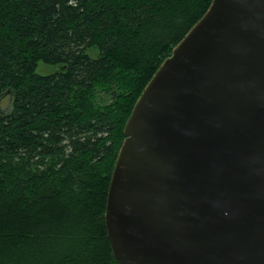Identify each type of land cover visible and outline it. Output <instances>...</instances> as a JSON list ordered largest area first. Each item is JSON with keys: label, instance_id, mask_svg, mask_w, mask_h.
Masks as SVG:
<instances>
[{"label": "trees", "instance_id": "obj_1", "mask_svg": "<svg viewBox=\"0 0 264 264\" xmlns=\"http://www.w3.org/2000/svg\"><path fill=\"white\" fill-rule=\"evenodd\" d=\"M211 2L0 0V264H121L105 211L125 124Z\"/></svg>", "mask_w": 264, "mask_h": 264}, {"label": "water", "instance_id": "obj_2", "mask_svg": "<svg viewBox=\"0 0 264 264\" xmlns=\"http://www.w3.org/2000/svg\"><path fill=\"white\" fill-rule=\"evenodd\" d=\"M124 134L105 211L121 264H264V0H212Z\"/></svg>", "mask_w": 264, "mask_h": 264}, {"label": "rangeland", "instance_id": "obj_3", "mask_svg": "<svg viewBox=\"0 0 264 264\" xmlns=\"http://www.w3.org/2000/svg\"><path fill=\"white\" fill-rule=\"evenodd\" d=\"M97 51L94 49V50H90V53L91 54H95ZM51 70H54V67H50L49 65L47 64H44L43 62H40L39 66H38V72L41 73V74H45V73H49ZM5 109H7L6 106H3ZM92 197L91 195H87L85 196L84 198L85 199H88Z\"/></svg>", "mask_w": 264, "mask_h": 264}]
</instances>
